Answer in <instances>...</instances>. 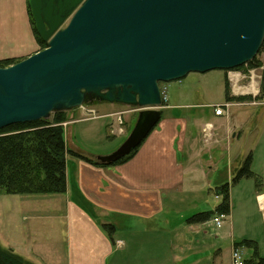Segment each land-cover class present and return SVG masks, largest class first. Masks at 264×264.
<instances>
[{"label":"crops","instance_id":"obj_1","mask_svg":"<svg viewBox=\"0 0 264 264\" xmlns=\"http://www.w3.org/2000/svg\"><path fill=\"white\" fill-rule=\"evenodd\" d=\"M27 4V0H0V60H21L39 50ZM260 61L264 65V53ZM243 67L224 70L232 98L224 101L231 104L228 114L216 116L212 108L215 104L212 103L168 104L164 107L165 112H178L183 107H210L213 118L203 123L201 140L195 133H189V126L193 124L189 115L178 113L161 116L137 150L122 163L96 165L75 157L76 164L70 163L73 168L76 165L77 171L71 179L66 153V187L62 194L64 210L46 213L53 217L56 214L55 219L64 220L61 223L63 232L33 227L27 232L26 239L10 247L35 264H121L116 256L125 254L128 257L134 246L142 251L156 249V240H147L143 235L156 236L163 227L166 231L174 228L171 219L175 209L171 200L168 201L172 197L169 192L186 185L195 186L200 180L210 190L228 180L229 198L232 202L235 197L239 198V215L247 217V211L252 207L257 215L260 214V225L264 229V212H260V207L264 209V92L260 93L263 66L252 69L255 75L252 88L240 86V83H246L243 74L247 68ZM235 85L238 87L236 91ZM140 110L139 106H130L95 118L83 114L81 118H72L66 130L73 135L71 125L78 121L115 117L106 130L113 140L117 133L119 147L133 128L128 121L135 113L136 122ZM120 117L128 119L127 123L123 120L126 128L123 133L119 132ZM234 140L239 145L232 146ZM75 152L82 151L77 149ZM248 155L251 156L253 175L233 183L235 172ZM87 158L97 161V156L89 155ZM226 170L228 175L220 179L222 171ZM236 187L240 189L235 190ZM218 203L219 198L215 206ZM233 207L227 215L229 219ZM105 224L113 226L111 235L104 229Z\"/></svg>","mask_w":264,"mask_h":264},{"label":"water","instance_id":"obj_2","mask_svg":"<svg viewBox=\"0 0 264 264\" xmlns=\"http://www.w3.org/2000/svg\"><path fill=\"white\" fill-rule=\"evenodd\" d=\"M47 47L0 67V128L102 92L142 107L111 164L161 119L159 83L246 64L264 39V0H27ZM68 22L64 27L63 25Z\"/></svg>","mask_w":264,"mask_h":264},{"label":"rangeland","instance_id":"obj_3","mask_svg":"<svg viewBox=\"0 0 264 264\" xmlns=\"http://www.w3.org/2000/svg\"><path fill=\"white\" fill-rule=\"evenodd\" d=\"M67 24L68 22L62 28ZM39 50H41L40 47ZM262 54L258 55L259 60H261ZM251 69L254 68H249V70ZM249 70H245V78H248V73L250 75ZM159 89L163 90L167 100L160 107L162 116L178 113L183 116L189 115V119L193 123L189 126V133H195L201 140L203 123L211 121L213 118L210 107H183L178 109V112H174V110L165 112L164 107L168 106V104L172 106L211 103L223 104L225 101L224 70L214 69L204 73L189 72L180 79L160 82ZM83 93L85 94V101L81 105L70 109H65L64 107L55 108L46 117L50 119L54 113L61 111L65 115L66 120L61 123V126L63 128L64 143L69 151L67 155L69 161V178L71 179L73 175L75 177L77 171L76 165L73 168L70 163L75 162L76 164L77 162L76 156L72 155L70 153L71 151L75 152L79 149L86 153L79 152V154L87 157L89 155L97 157L105 156L117 149V143L120 139L116 133L113 140V138L109 137V132L106 130V126L110 120L115 117L92 119L83 122L78 121L71 125L73 135L70 134L69 130H66V125L72 118H81L84 115L86 117L89 116V114L78 108L82 105H85V108L93 107L97 115H103L118 109L123 110L130 108V106H137L134 104L124 105V103L118 101L109 103L108 100L101 99L102 97L104 98L102 92L93 97H91L90 92L86 93L83 91ZM231 110L234 111V108ZM124 117L127 118L128 115L125 114ZM135 117L136 114L134 113L132 120L128 121V119L125 120L124 118V123L128 121L130 123L129 125L131 126L133 124L134 127ZM123 120L121 119L122 123ZM207 127L204 131H206ZM121 128L124 131L126 129L123 124ZM199 142L201 144V141ZM233 145H239V142L234 140ZM204 148L207 150V147ZM222 172V176L219 177L220 179L226 174L228 175V170ZM225 183H228V180L221 182L222 185ZM206 185L204 181L200 180L199 184L195 186L186 185L170 191L169 195L172 196L171 198H174L168 200H171V206L175 209L171 219V226L173 225L174 228L166 231L163 227L161 232L157 233L156 236L148 233L143 235L147 240H151L152 238L156 240V249L142 251L139 250L141 248L138 249L137 246H134L131 248L132 250L128 254V257L125 254L123 256L118 254L116 256L118 261L121 264H233L232 252L235 248L234 243L248 240L249 238L256 243L258 252L264 257V229L263 225H260L261 216L259 213L257 215L254 212L250 203L251 208L247 211V217L239 215L238 211L240 210L238 208L241 209V207H238L240 205L238 197H235L233 202L229 198L230 210L234 205L230 219L224 216L221 218L220 224H216L213 218L217 214H213L204 222L191 221L192 217L202 212L213 210L218 200L215 196L216 193ZM238 188L236 187L235 190H238ZM62 194L63 192L53 194H6L0 191V245L11 248V244L26 239L27 232L33 227L42 228V230L56 229L57 232H63L61 223L64 220L55 219L56 214H54V217L52 215H46V213L63 212ZM260 210V212H264V209L261 207ZM38 216H43V218L38 219ZM182 221L186 224H183ZM237 249L243 261L252 259V249L246 247H239ZM15 252L19 254V252Z\"/></svg>","mask_w":264,"mask_h":264},{"label":"trees","instance_id":"obj_4","mask_svg":"<svg viewBox=\"0 0 264 264\" xmlns=\"http://www.w3.org/2000/svg\"><path fill=\"white\" fill-rule=\"evenodd\" d=\"M28 14L33 27V32L40 49L47 47V42L38 36L34 22L31 18L27 4ZM264 53V39L256 56L248 61L247 68H258L263 66L260 93L264 91V65L258 59V55ZM20 60L7 58L0 60V67H8ZM244 64L233 68L243 69ZM225 100L230 101V89L225 79ZM66 118L63 113L56 112L50 119L41 118L35 121L15 123L0 128V191L6 194H53L62 193L66 187V153L63 128L61 123ZM139 147V146H138ZM134 148L128 155L118 159L111 164H119L126 161L137 150ZM72 155L79 157L89 163L101 165L100 161H93L82 154L74 151ZM251 156L248 155L241 168L235 172L232 182L253 175L250 169ZM219 198V203L213 210L202 212L191 218L192 222L207 221L213 214L227 216L230 213L229 185L225 183L212 189ZM104 229L109 235L114 228L111 224H105ZM234 249L246 247L252 249L253 256L250 260H244L243 264H264L252 240H242L234 243ZM0 264H35L16 253L12 248L0 245Z\"/></svg>","mask_w":264,"mask_h":264},{"label":"built area","instance_id":"obj_5","mask_svg":"<svg viewBox=\"0 0 264 264\" xmlns=\"http://www.w3.org/2000/svg\"><path fill=\"white\" fill-rule=\"evenodd\" d=\"M246 68H247V64L244 65ZM248 69V68H247ZM249 70V69H248ZM250 72V75L248 73V78H245V74H243V77L245 78L244 80L246 81V83H240V86L244 87V88H252L253 87V79H254V73L253 70H249ZM239 86V87H240ZM160 90V98H161V106H163V103L166 102V97H165V94L163 92V90L159 89ZM231 104L229 102H226V103H223V104H215V105H212V108L214 110V114L216 116H221V115H226L228 114V111H229V108H230ZM79 109H81L83 112L89 114V118H95L97 116V113L94 109H87L85 108L83 105L79 107ZM118 121H119V124L122 125V121H121V118H118ZM119 132L120 133H123L124 130L120 127L119 128ZM224 215H217L216 217L213 218V221L216 223V224H220L221 222V218H223ZM232 262L233 264H243V260L241 258V254L240 252L238 251V249H234L233 252H232Z\"/></svg>","mask_w":264,"mask_h":264},{"label":"bare ground","instance_id":"obj_6","mask_svg":"<svg viewBox=\"0 0 264 264\" xmlns=\"http://www.w3.org/2000/svg\"><path fill=\"white\" fill-rule=\"evenodd\" d=\"M238 89L237 85H235V91Z\"/></svg>","mask_w":264,"mask_h":264}]
</instances>
